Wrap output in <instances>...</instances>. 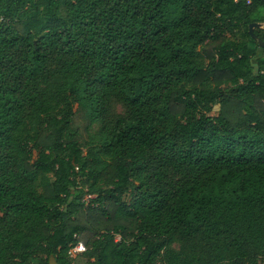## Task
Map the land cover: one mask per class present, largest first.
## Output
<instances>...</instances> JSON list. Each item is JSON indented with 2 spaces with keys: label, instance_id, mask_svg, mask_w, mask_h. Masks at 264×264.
Instances as JSON below:
<instances>
[{
  "label": "trees",
  "instance_id": "trees-1",
  "mask_svg": "<svg viewBox=\"0 0 264 264\" xmlns=\"http://www.w3.org/2000/svg\"><path fill=\"white\" fill-rule=\"evenodd\" d=\"M251 24L264 0H0V264H264Z\"/></svg>",
  "mask_w": 264,
  "mask_h": 264
},
{
  "label": "built area",
  "instance_id": "built-area-1",
  "mask_svg": "<svg viewBox=\"0 0 264 264\" xmlns=\"http://www.w3.org/2000/svg\"><path fill=\"white\" fill-rule=\"evenodd\" d=\"M92 198V196L87 195L85 196V200ZM85 251V248L81 242H76L74 245H72L67 252V255L71 259H75L78 255L83 253Z\"/></svg>",
  "mask_w": 264,
  "mask_h": 264
},
{
  "label": "water",
  "instance_id": "water-1",
  "mask_svg": "<svg viewBox=\"0 0 264 264\" xmlns=\"http://www.w3.org/2000/svg\"><path fill=\"white\" fill-rule=\"evenodd\" d=\"M254 27H261V25L260 24H251V25H249V33L251 34L252 39L255 40L258 43L259 47L261 49H264V43L260 39H258L256 36H254L252 34V29Z\"/></svg>",
  "mask_w": 264,
  "mask_h": 264
},
{
  "label": "rangeland",
  "instance_id": "rangeland-1",
  "mask_svg": "<svg viewBox=\"0 0 264 264\" xmlns=\"http://www.w3.org/2000/svg\"><path fill=\"white\" fill-rule=\"evenodd\" d=\"M257 53H258V55H260L259 51ZM217 111H218V106L213 108L212 115H216ZM93 198H94V196H92V198H90V199H93ZM90 199H87V200L84 199V202L88 203V201H90Z\"/></svg>",
  "mask_w": 264,
  "mask_h": 264
}]
</instances>
